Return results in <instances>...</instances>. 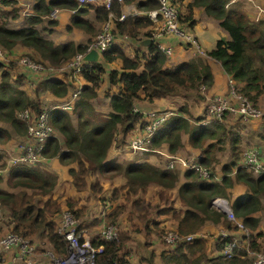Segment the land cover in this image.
Segmentation results:
<instances>
[{"label": "trees", "instance_id": "trees-1", "mask_svg": "<svg viewBox=\"0 0 264 264\" xmlns=\"http://www.w3.org/2000/svg\"><path fill=\"white\" fill-rule=\"evenodd\" d=\"M229 1L190 0L184 4V10L181 12L180 6L184 0H171L177 6L179 24L191 27L194 23L192 7L197 6L201 7L206 15L216 20L228 34V39H217L205 56L194 55L178 64L164 66L165 56L152 42L146 46L147 55L140 53L138 56L129 58L117 47L110 46L101 53L97 61L83 66L80 77L88 84L81 87L79 96L72 103L71 113L74 114L75 123H72L69 113L59 107L40 109L37 99L29 97L19 88L18 80H11L8 68L13 66L12 62L6 64L7 68L0 60V122L9 126L15 134L24 136L29 120L22 121L17 114L26 109L32 113V117L45 112L46 121L52 132L42 143L40 154L44 159L56 158L59 162L73 164L67 172L70 184L75 190H83L86 186L99 189L98 180L87 185V178L91 175L101 176L108 172L121 174L125 181L123 186L127 195L143 193L150 183H155L164 189L176 186L178 176L176 171L159 168L146 161L138 162L135 159L121 164L116 158L106 159V151L112 144H123L125 135L136 124H141L142 115L132 110L138 93L142 94L148 104L154 99L173 95L179 89L197 90L200 85L204 89L209 88L212 76L205 58L217 61L226 75L235 83L236 90L246 96L253 105L257 104L260 96L264 98V21L248 20L243 11L235 4L230 5ZM15 3V0H0V7L7 8L4 10L0 8L4 17L10 13L8 18L16 15V8L13 7ZM132 3L135 4V8L143 11L156 7L154 0H121L120 2L112 0L107 9L101 4L79 5L76 0H33L30 6L32 15L26 17L23 26L9 28L0 23V48L3 52L9 53L15 46H21L27 49V52L22 55L29 53L32 61L52 68L58 67L71 59L74 54L83 52L87 43L74 44L71 41H65L54 44L39 33L35 25L41 22V18L47 16L52 8L72 11L66 30L75 27L94 33V26L81 17L88 9H91L95 19L100 23L107 19L111 20L110 31L114 36L126 35L134 39L140 28L151 24V21L147 17L135 15H128L118 20L121 7ZM55 22L54 19L47 21L49 26L55 25ZM150 31L143 32V36L149 37ZM116 59L121 63L120 70L106 69V65ZM103 74L106 75V82L115 86L117 91L109 96L111 111L105 115H99L90 106L89 99L95 95ZM69 86L70 84L66 81L49 77L40 79L37 84L40 91H47L56 97L66 96ZM185 113H187L185 109H179L175 114L168 115L154 130L150 147L165 145L167 152L173 154L181 148V136L187 133V143L201 150L202 155L197 161L205 167L209 164L207 160L209 157L206 155L213 147L212 141L217 140L219 143L221 141L216 138V128L208 129V126L204 125L190 126L188 118L184 117ZM214 123L213 126L219 128L220 125L217 124L219 122ZM220 131H222L220 133L224 132L223 129ZM55 132L59 135L58 139ZM9 136L7 129L0 126V141L3 137L8 139ZM225 136L229 160L221 165L219 180H214L211 173L208 179H204L192 169L183 170L184 181L176 188L184 210L172 213L176 220L174 229L180 234L194 233L203 222L211 221L221 223L227 230L236 231V227L231 225L223 214L210 207V200L216 196L226 197L227 188L234 182L241 183L246 187V192L231 200L230 209L249 232L248 236L240 235L239 239L248 243L249 250L257 251L261 247L258 241L261 232L255 231L259 219L253 214L263 208L261 201L264 197V173L253 176L250 171L238 167L239 155L241 156L238 132L237 130L227 131ZM207 140L210 142L206 143ZM8 180L12 187L36 190L39 195L48 196L56 183V176L38 167L14 165L9 167ZM54 200L48 197L44 201L33 202V194H28L24 190L13 193L0 189V205L9 218L10 232L21 239L27 238L30 241L32 236L43 238L54 250L56 256L64 257L67 253V242L54 231L52 215L56 214L60 207ZM68 203L71 208L73 201ZM140 206L142 204L138 197L129 202V207L134 209L138 217L143 220L145 211H139L137 208ZM114 209L116 210L109 216L113 221L123 207L117 205ZM159 212H168V209L162 208ZM74 213L78 216L76 211ZM79 225L80 223L77 224L78 230ZM131 230L135 231L134 225L131 226ZM160 230L163 231V229ZM116 232L115 238L111 240L101 236L90 239L91 246H100V251L94 254L93 264H131L126 259L129 250L125 247L130 235L123 230ZM228 239L229 236H223L215 243L218 255L214 264H247L249 258L241 249H235L230 258L222 255L223 245ZM200 242L198 239H193L189 242L177 243L173 253H166L167 255L163 256L164 264H186L185 250L193 254L195 249L202 252V255L193 257L198 263L202 258L204 259V247ZM144 262L138 261L136 264H153L151 256Z\"/></svg>", "mask_w": 264, "mask_h": 264}, {"label": "crops", "instance_id": "crops-1", "mask_svg": "<svg viewBox=\"0 0 264 264\" xmlns=\"http://www.w3.org/2000/svg\"><path fill=\"white\" fill-rule=\"evenodd\" d=\"M15 1H16L15 6L18 8L16 13L18 15H21V13H22L21 16L32 15L31 10H30V6L32 2L31 0H15ZM188 1L190 0H184V2H182L180 6L181 12L184 10L183 9L184 4L187 3ZM229 2H230V5L235 4L236 6H238L243 11V13L248 18V20L250 21L257 20L256 19L257 18L256 8L264 7V0H230ZM90 5H97V4H90ZM0 8L2 10L7 9L4 6H1ZM51 11H55L54 19L56 22H55V25L50 26V29H49L50 34H48L47 36H43V37L51 40L54 44L62 43L65 41H71L74 44L88 43L93 38L94 33L97 31V29L101 25V23L95 19L93 11L91 9H88L87 12H85V14L83 13L81 17L87 20L89 23H91L94 26L95 28L94 33H89V32L83 31L75 27H71V29L66 30L65 27L69 25L68 18L70 14L72 13V11L64 10V9H56V8L52 9ZM131 11L134 12L133 15L135 16L146 17L144 15L143 10L135 8L134 3L129 4V5H123L121 7V13L123 14H129ZM191 14L194 20V23L191 27H187L183 25L182 23H180L179 25L184 29L185 32L193 35L196 38L199 46L205 52H207L214 46L215 41L217 39H220V38L228 39V34L226 33V31L223 30L218 25V22L216 20L206 15L201 7H197V6L192 7ZM10 19H13V18H10ZM19 19H21V17L18 18L17 20ZM262 19L263 18H261L260 16L258 17V20H262ZM23 24H25V20H23L21 25L14 24L13 26H10L9 28H19L23 26ZM160 27H161V22L159 20L151 21V24L145 25L144 27L140 28V30L138 31V35L134 39L127 37L126 35L114 36L112 46L120 49L124 53V55H126L129 58H132L135 55L138 56L140 53L147 55L146 46L139 45V41L141 39L147 38V36H143V32L151 30L150 34H152L153 31L158 30ZM53 31L60 33V35L58 36V39H54L51 37ZM161 40L165 42L166 44H169L172 50L171 56L169 58H165L164 66H171V65L178 64L182 61H186L190 59L191 57L195 55V53L191 50V48L188 47V45L181 39H178L176 37H168V38H163ZM153 43H155L154 40H153ZM24 52H27L26 48L21 47V46H15L9 53L3 52V55L0 56V60L4 63L5 66L7 63L12 62V65H13L12 68H8L6 66L11 76V80L12 81H15V79L18 80L19 82L18 87L24 90V92L29 97L33 98L35 96L33 88L34 86L38 84L39 80L44 77L54 78L60 81L68 82L67 69L64 71L66 63H62L60 66L55 67V68L51 67L50 69L45 70V74L42 75L43 73L41 72L37 73L35 71L32 72L31 69L19 63L18 61L19 58H16V57L19 54L24 53ZM205 59H207L208 66L210 68V72L212 76V83L209 88L204 89V91H202L203 92L201 94L202 99L201 98L199 100L195 99L192 101L191 105L190 103L188 104L187 113L184 114V117L186 118L187 116L193 114V109H198L201 106L204 107V104L206 103L208 98L214 95H225L226 93V78H227L226 73L222 70V68L220 67L217 61L211 60L209 58H205ZM120 64L121 63L118 59L113 60L106 65V69L120 70V66H121ZM13 71H18V72L15 73ZM47 72L49 73L47 74ZM79 83L81 87L88 84L87 82L82 80L81 77L79 79ZM70 86L73 87V84H70ZM69 89L67 90L66 96H63V97L53 96L47 91H43V90L40 91L39 88H37L36 91L39 94L41 93L42 98L41 99L38 98V99L40 100L42 105L53 101V104L50 107H56L58 105H61L67 100V97L70 93ZM95 91H96V95L89 99L90 106L99 115H105L109 113L111 111V108L109 107V96L111 94H114L117 91L116 87L109 85L106 82V75L103 74L101 78V82ZM174 97L175 95H170V96L162 97L159 99H154L152 103L147 104L146 101L143 99L142 94L138 93V98L134 100L133 105H135L138 109H147L150 107L158 109V110H164L165 108L173 109ZM196 102L199 104L194 105ZM256 106L262 111V113H264V98L263 97L261 96L259 97ZM179 109H182V108H178V110ZM67 112L70 115L71 111H67ZM170 113L172 114V112ZM188 121L190 122L189 119ZM231 124L232 123H226V125H231ZM237 124L240 126V127L237 126L238 129L236 128L238 135H239V141H240L239 148L242 150L244 146L256 147L259 151L260 159L264 162V118L250 120V121H247L246 123H237ZM137 126L138 125L136 124L133 127V129H131L125 135L124 137L125 140H127L131 135H134L138 131L137 129H135L137 128ZM9 135H10L9 136L10 140L8 141L10 142L13 141L11 137L18 136L20 138L19 139L20 141L23 138V136H19L15 133H9ZM56 137L58 139L59 135L56 134ZM184 138H186V135L181 136L182 146L179 150H177L173 154H169L167 150L165 149V153L162 154V156L167 155L169 159V156L184 157L186 153L192 154L191 156L199 155L200 149L190 146L186 142V140H184ZM207 142H210V140H207L206 143ZM16 145L13 146V143H12L11 145L12 151H14ZM122 147H124V145H119V146L115 144L110 145L106 151V159L116 158L117 162H119V160L121 159L132 161L133 159H135L132 157L133 153H137V154L145 153V152L143 153L142 152L141 153L132 152L131 154H127L125 156L123 153H121ZM226 147L227 149L225 150L223 154L224 159L229 158V149H228L227 144H226ZM149 156L150 155H148L147 157ZM135 160L138 161V159H135ZM145 161L153 164L154 166H157V164L149 161V159H145ZM40 165L42 166L44 165V167L46 168L45 171L51 172L53 175L56 176V183L53 186L52 190L50 191V194L48 195L50 198L51 196L55 197L57 185H63L64 190L67 193L64 194V196L61 197L60 200L69 196L75 203L73 204V209L81 208V206H84L83 204L85 203L82 202L83 200L80 198V196H82V194H87L88 192H90L88 188L89 186H86L83 190H75L71 186L70 177L68 175L67 169L73 166L72 163H62V162H59L58 159L56 158H49V159H44L40 163ZM183 170L184 169H178L176 171L178 175L177 182L175 184L176 186L182 181H184V178L182 176ZM116 176H120V175H116ZM219 176H220V171L218 169H215L213 179L215 178L214 180H219ZM113 177L102 180L101 186L104 192L105 191L109 192V191H112L114 188H118L119 182L115 180ZM176 186L172 188L164 189V188L157 186L155 183H150L147 186L146 190L143 193H140L141 196L144 198L146 204L150 205L151 207L159 203V206H156L154 207V209H152L153 211L151 210V208H149L146 205L147 211L146 213H144L145 218L143 220H141L138 217V214L136 213L131 214L129 219L126 217V214L124 215L122 211L115 216L114 220L117 224L118 229L127 232L131 236L130 241L129 240H128L129 242L127 241L125 247L127 248V246H129L130 243H134V246L131 247L132 248L131 253L129 252L128 256H126L127 257L126 259L129 261V263L136 264L138 261H142V263H145L144 260L151 256L153 264H161L160 263L161 261L160 259V249L161 248L160 247L162 243H160V240L158 239L156 235V230L164 229V228H175L176 220L172 216V213H175L177 211L181 212L184 210V206H182L177 196ZM154 190H157V191L154 192ZM244 192H246V187L241 183L234 182L231 187L226 189V200L228 204L230 205V202L234 197L240 194H243ZM160 195L163 196V200H166L163 203L159 200ZM102 196L103 195H100V196L98 195L97 201L99 200V202L102 203V206L103 204L107 205L108 201L106 200V198H101ZM218 197L225 198L223 196H218ZM263 198L262 200H264ZM110 204L113 208L115 203L110 201ZM162 208L168 209V212H159L160 209ZM107 210L108 209H106V211ZM253 216L258 217L259 219L258 226L255 229V231L261 232V237L259 238L258 241L261 243V245H264V207L258 212L254 213ZM95 217L96 216L90 219V218H86L85 213L82 212L80 214L78 221L82 226V229L81 230L79 229L80 234L82 235V238L89 240L93 237L100 236V232L103 229V226L106 225L107 223L103 219H100V222H99V219H94ZM145 220L146 222L144 223ZM132 225L135 226V231L133 232L132 230H130ZM231 234H234V235L236 234L239 236L240 232L235 231V230H227L224 228V226L221 223H213L211 221L203 222L201 227L196 232H194V236H195L194 239H198L199 241H201L200 244L204 247L203 248L204 259L202 258V260H200L197 264H214V262H216V258H217L216 256L218 255V251H216L215 249V243L219 241L220 237L230 236ZM136 242L140 244L139 250L138 249L136 250V247H135ZM166 246H167L166 248L162 249L164 250L165 254L173 253L174 246H171V245H166ZM16 248L17 247L12 246V247H8L4 249L0 264H43L39 262L45 259L43 255H46V252L37 251V250L33 254L31 252L28 255L26 261L13 263L14 261L11 260V257L14 255ZM184 253H185L186 258H189L188 254L186 252ZM135 255H137L136 256L137 258L136 260H133V257H135ZM200 255H202V252L198 249H195V252H193V257L200 256Z\"/></svg>", "mask_w": 264, "mask_h": 264}, {"label": "built area", "instance_id": "built-area-1", "mask_svg": "<svg viewBox=\"0 0 264 264\" xmlns=\"http://www.w3.org/2000/svg\"><path fill=\"white\" fill-rule=\"evenodd\" d=\"M79 4L84 3H98L104 8H109L112 0H76ZM120 2L121 0H116ZM156 7L144 11V14L151 21L159 20L161 27L153 31L150 38L155 41L156 48L165 56L169 58L172 50L169 44H166L161 39L168 37H176L183 40L188 47L198 56H205V51L199 46L196 38L185 32L179 25L177 20L178 9L171 0H154ZM257 20L260 16L264 21V7H257ZM52 16L55 11H51ZM131 11L129 15H133ZM128 14L121 13L117 18L123 19ZM113 42V35L110 31V23L108 21L101 24L99 31L95 34L94 38L87 44L85 51L76 53L67 64V72L69 80L74 85L73 91L67 97V100L58 105L65 111H70L73 101L77 98L80 90L79 74L83 66L87 65L82 56L87 51L94 49L97 52L104 51L110 47ZM3 52L0 48V56ZM19 63L29 69L41 72L45 69H50L49 66L45 67L43 64L30 60L27 56L20 57ZM199 89L204 91V87L200 85ZM205 116L214 121H221L224 116L236 117L241 123H246L250 120L264 118V113L251 101L236 90L235 83L227 75L226 78V93L225 95H214L207 99L204 104ZM132 110L139 112L142 115L141 124L137 126L138 131L128 141V146L133 150L132 152L152 151L150 147V139L154 130L161 124V122L169 115L168 113L160 112L155 108L138 109L135 105ZM18 118L22 121H28L27 131L23 142H19L14 151H6L0 145V176L2 175L6 166L14 165H27L36 166L44 160L40 154V149L45 138L52 132L51 127L46 121L45 112L32 117L27 109L17 114ZM31 117V118H30ZM7 154V158H5ZM199 155L191 156L187 159L183 157L169 156L166 168L171 169L174 164H179L183 168L192 169L204 179H208L209 171L201 166L197 161ZM238 167L250 171L253 176L264 173V162L260 159L259 151L254 146H244L241 151V156L238 161ZM215 179V178H214ZM264 207V200L261 201ZM210 207L223 214L225 219L236 227V231L240 235L248 236V229L240 222L238 218L231 212L230 205L227 200L222 197H213L210 200ZM54 231L67 242V253L64 257H60L55 261L51 260V256L46 254L48 261L45 264H93L94 254L100 251V246L93 247L82 238L80 231L77 229V219L68 211L63 210L60 212L57 222L54 226ZM117 228L115 224L107 223L103 226L100 236L104 239L111 240L115 238ZM240 235L231 234L229 239L225 242L222 248V255L230 258L234 254L235 249H241L249 258L247 264H264V247L257 251H251L247 247V242L239 239ZM195 238L194 233L180 234L175 229H165L160 234L161 241L166 245L175 246L177 243L189 242ZM18 247V252L15 258L17 260L26 261L28 255L32 252L33 246L26 239H21L16 234L10 232L0 237V261L2 259L3 250L8 247ZM13 261V260H12Z\"/></svg>", "mask_w": 264, "mask_h": 264}, {"label": "rangeland", "instance_id": "rangeland-1", "mask_svg": "<svg viewBox=\"0 0 264 264\" xmlns=\"http://www.w3.org/2000/svg\"><path fill=\"white\" fill-rule=\"evenodd\" d=\"M31 1H33V0H31ZM31 4H32V2H31ZM13 7L16 8L15 11L17 12L18 8L15 7L14 5H13ZM30 10H31V7H30ZM5 12H9V11H5ZM0 14H1L0 15V23H3V24H5L8 27L13 26L14 24L21 25L23 20H25L26 17L28 16V15L27 16H21L22 13H21V15H18L16 13V15L11 16L13 19H10V18H8V16H10L11 13L10 14L8 13L9 15L6 14L5 17H4V15H2L1 11H0ZM20 17H21V19L17 20ZM54 18H55V15L52 16V14L51 15L48 14L47 16L42 17L41 18V22H39L38 24L35 25V27L38 29L39 33L42 36H47L48 34H50V32H48V29H49L50 26L47 23V21H48V19H54ZM99 28L94 33V36L99 31ZM59 35H60V33L56 32V31H53L51 37L54 38V39H58ZM2 52H3V50H2ZM25 56H27L28 58H30L32 60L31 55L29 53H26L25 55H22V53H21L16 58H19V57L22 58V57H25ZM68 61H66V63ZM35 62H37V61H35ZM44 65H46V64H44ZM12 67L13 66H11L9 68H12ZM65 70H66V68L64 69V71ZM13 72L17 73L18 71H13ZM32 72H34V71L32 70ZM41 73H43L42 75H44L45 74V70L41 71ZM48 73L49 72H47V74ZM33 89H34V94H35L34 98H35V100L37 99L40 109L41 108L43 110L44 109H48L53 104V101H51L49 103H45V104L42 105V103L39 100V99L42 98L41 97V93L39 94L36 91L37 90V85L34 86ZM69 91L72 92L73 88L69 89ZM202 93L203 92L200 89H197V90H193V89H179V90H177L176 94H173V95H175L173 109H169V108H165L164 109V108H162L164 110H159V111L163 112V113H168L169 112V115H171L170 112H172V114H175V112L179 111L178 108H182V109H185L187 111L188 110V104L190 103V105H191L192 101L195 100V99L199 100L201 98V94ZM95 95H96V93H95ZM196 104L198 105L199 103L196 102L194 105H196ZM204 107L201 106L198 109H193V114L187 116V118L190 120V122H189L190 126L204 125V126H208V129H215L216 128V130H215L216 131V138L219 139L221 142L219 143V142H217V140L212 141L213 142V147H212L211 151L209 152V154L206 155V157H209V158H207V160L209 161V164L204 167L208 171H210V173L212 175H214L215 169H218L220 171V166L223 163H227L228 160H229V158H226V159L223 158V156H224L223 154H224L225 150L227 149V147H226V141L227 140L225 138L226 137L225 134H227V131L230 132L231 130H236V128L238 129V127H240V126L237 123H241V122H239L238 118L231 117V116H228V117L224 116L221 121L211 120V119H209L208 117L205 116ZM150 108H152V107H150ZM95 113L98 114L97 112H95ZM70 117L72 119V123H75L74 114L73 113H70ZM214 122H219V123H217L218 125H220L219 128H217L218 126H213V124H215ZM226 123H232V124L231 125H226ZM0 126L6 127L7 131L9 133H14L13 130L9 126H7V125H5V124H3L1 122H0ZM220 129L221 130L223 129L224 132L220 133V132H222V131H220ZM183 135H186V138H184V140H186V142H188L187 133H183ZM132 137H133V135H131L127 140L124 141L123 144H121V145H124V147L126 148V149L124 147L121 148V153H123L125 156L127 154H131L132 151H133L128 146V141ZM11 138L13 139V141H11V142L8 141V140H10L9 138L7 139L5 137H3V139L0 141V145L6 151H12L11 150L12 149V146H11L12 143H13V146H15L17 143L24 141V140L20 141L19 140L20 138L18 136L11 137ZM118 145H120V144H118ZM151 149H153V150L150 151V152H147V153H143L142 152L143 154L133 153L132 157L135 158V159H138V162H142V161H145V159H149V161L157 164V166H159L160 168L168 169V168H166V165H167V161L169 159H168L167 155H163L162 156V154L165 153V149H166L165 146L164 145H160L159 147H154V148H151ZM200 151L201 150H199V156L202 155L200 153ZM148 155H150V156L147 157ZM191 155L192 154H190V153H186L183 158L187 159V158L191 157ZM174 157L175 156H172L171 160H174L173 159ZM239 157H240V155H239ZM5 158H7V154H5ZM125 161H127V160H124V159L119 160V162L121 164H123ZM217 166H219V167H217ZM9 167L10 166H6V168L4 169L2 175L0 176V189H4L6 191H10V192H13V193H18L19 191L24 190L28 194H33V202H36L37 200L44 201L45 199H47L49 197V196L39 195L36 190H31V189L22 188V187H12V186H10L9 180H8ZM33 167H38L40 169H44L42 171L48 172V171H45L46 168L44 167V165L43 166L42 165H36V166H33ZM178 169H185V168L181 167L179 164H174V166L171 169H169V170L177 171ZM48 173L52 174L51 172H48ZM116 175H120V176H116ZM111 177H113L115 180H117L119 182L118 188H114L112 191H109V192H106V191L104 192L102 190V186H101L102 180H104L106 178H111ZM97 180H98L97 186L100 187V188L99 189H93L91 187H88L90 192H88L87 194H82V196H80V198L83 200L82 202L85 203V204H83L84 206H81V208H76V209H73L72 203H70V205H72V207L71 208L69 207V205H68L69 203L68 202L73 201L69 196H67L66 198L60 200V198L63 197L64 194H66L67 192L64 190V186L63 185H57L55 197L51 196V198H50L51 200L55 199L54 201L57 202L60 205L59 211L56 214L52 215V220L54 222V226H55V223L58 220L60 212L63 211V210H68L76 217L77 224L79 223V221H78L79 219L78 218H79L80 214L83 212V213L86 214V218H90L91 219L92 217L96 216L94 219H99V222H100V219H103L105 222L111 221L109 223H115L117 231H118L120 229H118L115 220L113 221L111 217L109 218V216H111L113 211L116 210L114 208L117 205H121V207H123L122 212L124 213V215L126 214V217L128 219L130 218L131 214L135 213L134 209L129 207V202L131 203V200L135 199L136 197L139 198V200L141 201V204H142V206L137 208L139 211H145V213H146V211H147L146 205L149 208H151V210L154 209V207L159 206V203L155 204V206H153V207H151L150 205L146 204L144 198L141 196L140 193H137L136 195H133V194H128L127 195L126 194V189L123 186L124 184H122L125 181L123 180V177H121L120 173L117 174V173L108 172V173L102 174L101 176H93V175H91V176H89L87 178L86 184L89 185L91 182L97 181ZM120 184H122V185H120ZM156 191L157 190H154V192H156ZM110 192H111V194H110ZM98 195L99 196L103 195L101 198H106V200L108 201L107 202L108 204L107 205L103 204V206H102V203H100L99 200L97 201V196ZM68 199L69 200L71 199V200L69 201ZM224 199H226V197ZM58 200H59V202H58ZM159 200L162 203L164 201H166V200H163V196L162 195H160V199ZM110 201L115 203L113 208H112V206L110 204ZM73 204H75V203L73 202ZM105 207H107V208H105ZM84 208H86V209H84ZM106 209H108V210L106 211ZM130 209H132V210H130ZM74 211L77 212L78 216H76ZM9 227H10L9 218H8V216L5 213V209L0 205V237L3 234H5V233H10ZM79 229L80 230L82 229L81 224L79 225ZM165 229H174V228H164L163 230H165ZM130 230H131V228H130ZM161 232H162V230H160V229L156 230V235H157L158 239L160 240V243H162L161 247H160L161 248L160 249V259H161L160 263L164 264L165 260H164L163 256H165L167 254H165L164 250H162V249L166 248L167 246L160 239ZM115 236H116V234H115ZM31 238H32V242L31 241H28V242L30 243V245L33 246L32 254L35 253V251L37 250V251H44V252H46V254H49L52 257L51 258L52 261H55L58 258H60V256L59 257L56 256L54 250L51 247H49V245L46 243L45 239L38 238L37 236H32ZM87 241L90 243V239L87 240ZM129 241H130V239H129ZM126 243H125V245H126ZM133 246H134V243H130L129 246H127L126 249H128L129 252L131 253V251H132L131 247H133ZM135 247H136V250L137 249L139 250L140 244L136 242L135 243ZM262 247H264V245H261L260 248H262ZM185 251H186V253L188 254V257H189V258H187L186 264H194V263L196 264L197 262L195 261V258H193V254H191L187 250H185ZM17 252H18V247L15 249V253L11 257V260L14 261L13 263L22 262V260H17L15 258ZM32 254H31V256H32ZM43 256L45 257V259L43 261L39 262V263L45 264L48 261V257H47V255H43ZM136 256L137 255H135V257L132 256L133 260H136V258H137ZM132 257H131V259H132ZM173 264H176V263H173Z\"/></svg>", "mask_w": 264, "mask_h": 264}, {"label": "water", "instance_id": "water-1", "mask_svg": "<svg viewBox=\"0 0 264 264\" xmlns=\"http://www.w3.org/2000/svg\"><path fill=\"white\" fill-rule=\"evenodd\" d=\"M150 44L149 38H144L139 41L140 46H147ZM100 53L96 52L94 49L89 50L82 56V60L86 61L87 63L95 62L100 58Z\"/></svg>", "mask_w": 264, "mask_h": 264}, {"label": "clouds", "instance_id": "clouds-1", "mask_svg": "<svg viewBox=\"0 0 264 264\" xmlns=\"http://www.w3.org/2000/svg\"><path fill=\"white\" fill-rule=\"evenodd\" d=\"M76 2H77V1H76ZM77 3H78V2H77ZM78 4H79V3H78ZM84 4H98V3H84ZM79 5H81V4H79ZM52 9H55V8H52ZM52 9H51V10H52ZM56 9H57V8H56ZM145 11H146V10H145ZM49 14L51 15V11H50ZM128 15H129V14H128ZM144 15H145V14H144ZM131 16H133V15H131ZM108 18H109V17H108ZM148 19H149V18H148ZM149 20H150V19H149ZM106 21H108V22L110 23V25H111V20H110V19H109V20L107 19ZM106 21H105V22H106ZM150 21H151V20H150ZM103 23H104V22H103ZM103 23H101V24H103ZM100 26H101V25H100ZM99 29H100V28H99ZM112 35H113V34H112ZM150 36H151V34H150L149 37H147V38H149L150 40H152V41H150V43H152V42H153V39H151ZM93 38H94V35H93ZM93 38H92V39H93ZM113 38H114V35H113ZM92 39H91V40H92ZM91 40H90V41H91ZM141 40H142V39H141ZM90 41H89V42H90ZM89 42H88V43H89ZM88 43H87V44H88ZM86 46H87V45H86ZM110 46H112V44H111ZM85 48H86V47H85ZM84 51H85V50H84ZM84 51H83V52H84ZM95 51H96V50H95ZM87 52H88V51H87ZM96 52H97V51H96ZM102 52H103V51L98 52V53L101 54ZM81 53H82V52H81ZM84 54H85V53H84ZM74 55H75V54H74ZM74 55H73V56H74ZM19 58H20V57H19ZM69 61H70V60H69ZM69 61H68V62H69ZM68 62L66 63V66H65L66 69H67V64H68ZM84 62H85L87 65L89 64V63H87L86 61H84ZM38 63H39V62H38ZM44 66H45V65H44ZM45 67H47V66H45ZM50 68H51V67H50ZM45 70H48V69H45ZM67 77H68V83H69V84H72L71 81L69 80V74H68V72H67ZM79 79H80V74H79ZM71 88L74 89V85H73V87H71ZM80 89H81V86H80ZM79 92H80V90H79ZM70 93H71V92H70ZM70 93H69V94H70ZM68 96H69V95H68ZM78 96H79V94H78ZM78 96H77V97H78ZM76 99H77V98H76ZM74 101H75V100H74ZM74 101H73V102H74ZM72 106H73V105H72ZM71 109H72V107H71ZM70 111H71V110H70ZM24 137H25V135L23 136L22 140L24 139ZM40 163H41V162H40ZM40 163H39V164H40ZM39 164H38V165H39ZM25 239L27 240V238H25ZM27 241H28V240H27ZM0 262H1V261H0Z\"/></svg>", "mask_w": 264, "mask_h": 264}]
</instances>
